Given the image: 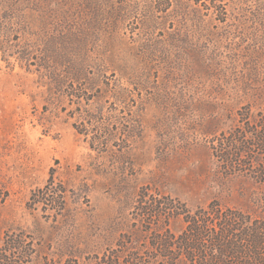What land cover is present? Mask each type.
Here are the masks:
<instances>
[{
	"label": "rangeland",
	"instance_id": "1",
	"mask_svg": "<svg viewBox=\"0 0 264 264\" xmlns=\"http://www.w3.org/2000/svg\"><path fill=\"white\" fill-rule=\"evenodd\" d=\"M115 1L0 0V242L24 237L26 264L148 262L150 232L184 223L141 219L145 200L264 218V153L235 172L213 154L264 120V0L226 19H142L144 0L110 19Z\"/></svg>",
	"mask_w": 264,
	"mask_h": 264
},
{
	"label": "trees",
	"instance_id": "2",
	"mask_svg": "<svg viewBox=\"0 0 264 264\" xmlns=\"http://www.w3.org/2000/svg\"><path fill=\"white\" fill-rule=\"evenodd\" d=\"M227 1L230 0H144L146 10L141 18L167 19L168 9L173 5L175 14L183 16L189 4L202 3L206 13L215 15L216 19H226ZM253 1L260 3L261 0ZM115 2H112L113 12L109 18L128 19L131 13L127 7H130L131 0H119L118 5ZM193 16H199L198 9L193 10ZM244 134H231L213 141L215 158L229 172L240 170L236 168L241 167L240 159L244 154L264 153V120L260 126L256 125L255 130ZM245 137L250 141L245 143ZM3 199L4 193L0 189V202ZM142 204L138 211L141 219L152 221L177 217L182 219L184 229L178 235H171L165 227L159 229V225L158 233L152 236L150 232L148 249L155 256H147L148 262L137 258V254L129 256L131 259L126 261L112 254L96 258L90 264H264V218H253L223 208L216 202L192 211L168 198L160 202L145 200ZM23 239L19 235L0 242V264H26L31 255ZM65 264L71 263L67 261Z\"/></svg>",
	"mask_w": 264,
	"mask_h": 264
}]
</instances>
